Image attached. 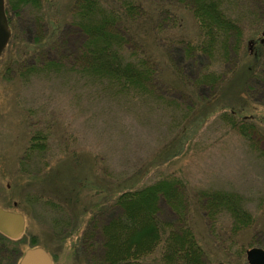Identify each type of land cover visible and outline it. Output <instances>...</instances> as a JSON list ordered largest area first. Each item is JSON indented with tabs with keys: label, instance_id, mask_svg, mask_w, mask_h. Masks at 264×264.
<instances>
[{
	"label": "rangeland",
	"instance_id": "rangeland-1",
	"mask_svg": "<svg viewBox=\"0 0 264 264\" xmlns=\"http://www.w3.org/2000/svg\"><path fill=\"white\" fill-rule=\"evenodd\" d=\"M246 1L249 11L261 13L242 12L244 0L227 18L261 16L264 23V1ZM7 2L18 42L7 44L0 61V203H17L25 217V241L48 247L52 264H86L72 252L73 240L58 235L61 224L70 218L75 233L86 222L88 232L94 231L98 221L103 225L119 212L108 205L122 191L171 176L186 197L184 217L207 264H248L246 249L264 248V72L249 75L255 49L247 48L250 39L262 36L264 28L255 32L260 22L232 23L237 34L229 44L235 47L242 32L243 51H233L225 62L207 55L194 62L186 56L188 43L198 44L202 35L187 9L177 7L183 36L170 44L159 40L152 47L145 23H133L148 51L150 46L167 49V67L159 65L162 85L151 83L148 93L123 97L80 71L84 63L78 54L87 36L76 21L86 17L75 14L85 0ZM35 39L49 48L38 50ZM49 61L61 63L60 70L29 72ZM211 71L219 75L216 87L205 84L195 95L177 89L185 83L191 87ZM233 113L236 123L246 121L247 137L226 120ZM35 134L43 150L30 148ZM208 190L242 195L251 223L232 232L230 216L208 218L203 196ZM102 207L106 210L98 217ZM160 209L162 221L174 219L168 205L161 202ZM157 255L156 250L149 258Z\"/></svg>",
	"mask_w": 264,
	"mask_h": 264
},
{
	"label": "trees",
	"instance_id": "trees-1",
	"mask_svg": "<svg viewBox=\"0 0 264 264\" xmlns=\"http://www.w3.org/2000/svg\"><path fill=\"white\" fill-rule=\"evenodd\" d=\"M75 1L77 3L79 0ZM146 1L85 0L82 5L80 4L81 9L75 14L77 18L86 17L85 21H76L87 36L84 48L78 54L80 55L78 60L84 63L80 71L90 82L100 85L109 94L113 91L115 95L123 97L142 95L148 93L147 89L151 83L163 84L162 72L158 70L159 65L167 67L164 57L167 49L164 47L153 50L150 46L148 51L145 44L136 38L133 23L138 25L145 23L144 27L151 34L149 45L152 47H158L159 40H166V43L170 44L172 40L182 39L183 36L182 31H179L182 26V12L177 7L187 9L202 32L198 44L188 43L186 49L188 58L195 59L194 62H201L207 55L216 62L215 58L225 62L233 51L242 54V32L238 35L235 47L229 44V38L237 34L232 23L238 21L248 23L250 19L242 17L241 14L235 19L227 17L233 14V7L239 5L237 2L244 0H172L174 3ZM240 8H243L242 12L246 14L253 13L249 11L250 5L246 0ZM261 11H255L252 15L258 16ZM259 17L249 22H260L261 27H257L255 32L264 28V23ZM169 24L171 26H168ZM117 25H121L123 30ZM168 27L175 28L181 36L174 35L172 29L169 30ZM15 37L14 31L8 43L18 42ZM39 42L42 45L35 42L38 50L49 48L46 41ZM158 50L159 54H156ZM244 54L249 55L247 51ZM251 62L253 66L248 69L249 75L260 76V72H264V46L254 52ZM40 64L31 66L29 72L31 74L51 72L54 69L58 71L61 63L49 61ZM191 68L192 66L189 71L192 70ZM207 73L201 74L191 87L186 86L185 83L178 85L177 89L195 95L205 84L216 87L219 83L218 72ZM233 116L235 117V113L226 120L233 127H237L241 135L247 137L246 125H244L246 121L236 123ZM40 140V134H35L30 148L35 151L43 150L44 146ZM178 184L177 178L165 176L135 189L124 190L108 205L109 207L107 206L108 209L117 207L119 212L111 215L103 225L98 221L94 231L88 232L86 222L85 227L75 233L68 218L61 224L62 227L59 226L61 231L58 235L62 240L67 238L73 240L70 244L72 252L81 256L86 264H207L204 249L192 227L186 223L184 217L186 197L179 190ZM203 196L206 199L205 215L213 220L221 216H230L232 232L238 229L240 231L251 223L244 198L237 192L208 190L204 191ZM161 202L169 206L174 219L162 221ZM104 210L106 209L100 208L98 217ZM219 234L221 235V232ZM24 243L30 245L28 247L38 245L32 240L24 239ZM46 249L48 250V247ZM225 249L224 247L223 250ZM156 250L157 257L149 258ZM228 251L227 254L230 255V250ZM241 253L243 254L242 249L239 251V256ZM7 256L0 258V264L10 263V255Z\"/></svg>",
	"mask_w": 264,
	"mask_h": 264
},
{
	"label": "water",
	"instance_id": "water-1",
	"mask_svg": "<svg viewBox=\"0 0 264 264\" xmlns=\"http://www.w3.org/2000/svg\"><path fill=\"white\" fill-rule=\"evenodd\" d=\"M264 34V31L262 32ZM11 36L4 10L0 0V56ZM25 228V217L20 212L4 210L0 207V231L11 238L19 237ZM248 264H264V248L252 246L245 251ZM19 264H52L50 253L41 246L29 247L19 260Z\"/></svg>",
	"mask_w": 264,
	"mask_h": 264
},
{
	"label": "flooded vegetation",
	"instance_id": "flooded-vegetation-1",
	"mask_svg": "<svg viewBox=\"0 0 264 264\" xmlns=\"http://www.w3.org/2000/svg\"><path fill=\"white\" fill-rule=\"evenodd\" d=\"M3 10H4V14H5L8 26L10 28L11 34H12V27L10 24L11 17H10V11H9V6H8L7 0H3ZM261 35L262 36H256L255 38H252L248 41L249 48L255 49V50L251 51L252 53L256 52L257 49L264 46V34L261 33ZM6 47H7V45L4 47V49L1 52L0 61L2 58V54L6 50ZM0 207L3 208L4 210L19 212V209H16L17 203L15 201L12 203V206L9 203L6 205L0 203ZM24 233H25V228H24L23 233L19 237L11 238V237H8L7 235L3 234L0 231V258L1 257L6 258V257H8L7 255H10V263H8V264H19V260L26 250V248L24 247L25 246V244H24L25 235H23ZM8 245L10 246L9 248H8ZM0 262H1V260H0Z\"/></svg>",
	"mask_w": 264,
	"mask_h": 264
}]
</instances>
